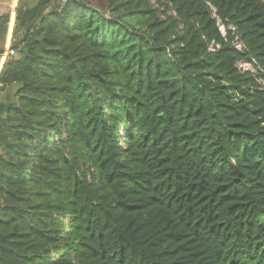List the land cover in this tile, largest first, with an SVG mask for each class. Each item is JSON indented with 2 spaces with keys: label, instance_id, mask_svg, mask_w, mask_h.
Here are the masks:
<instances>
[{
  "label": "trees",
  "instance_id": "16d2710c",
  "mask_svg": "<svg viewBox=\"0 0 264 264\" xmlns=\"http://www.w3.org/2000/svg\"><path fill=\"white\" fill-rule=\"evenodd\" d=\"M9 50L0 264H264V0H18Z\"/></svg>",
  "mask_w": 264,
  "mask_h": 264
},
{
  "label": "built area",
  "instance_id": "2783aa9c",
  "mask_svg": "<svg viewBox=\"0 0 264 264\" xmlns=\"http://www.w3.org/2000/svg\"><path fill=\"white\" fill-rule=\"evenodd\" d=\"M212 9V8H211ZM213 17L215 19L216 27L223 38V40H226V34L227 32L231 35V46L232 48L238 52L243 53L246 51V46L244 45L243 41L241 40V37L236 29V27L232 26L231 24L224 25L220 19L215 15V10L212 9ZM218 45L214 44L213 42L209 45L208 51L213 52L215 49H218ZM6 55L14 56V52L7 49ZM235 68L237 71L241 74H248L250 75L255 83L258 86V89L264 90V70L259 65L257 60L253 57H249L247 60H241L238 61L235 64Z\"/></svg>",
  "mask_w": 264,
  "mask_h": 264
},
{
  "label": "rangeland",
  "instance_id": "374dc122",
  "mask_svg": "<svg viewBox=\"0 0 264 264\" xmlns=\"http://www.w3.org/2000/svg\"><path fill=\"white\" fill-rule=\"evenodd\" d=\"M3 1V4L4 6L1 8L3 11H6L9 13V18L10 20H12L14 18V10H15V7H16V4H17V1L18 0H2ZM37 0H32V3H35ZM85 1L86 3L90 4L91 6L95 7V8H98V7H104L105 6V0H83ZM152 3L155 2V0H151ZM13 28V26H12ZM10 30V31H9ZM11 26L8 27V31H7V36H6V41H5V44H4V49H5V52L3 54V56H1V61H0V67L2 66V64L4 63L5 61V58H6V51L7 49H9V46H10V43L7 41V38L8 36L10 35L11 33Z\"/></svg>",
  "mask_w": 264,
  "mask_h": 264
},
{
  "label": "crops",
  "instance_id": "0c3cea01",
  "mask_svg": "<svg viewBox=\"0 0 264 264\" xmlns=\"http://www.w3.org/2000/svg\"><path fill=\"white\" fill-rule=\"evenodd\" d=\"M4 6V4H3V1L2 0H0V9L2 8ZM2 10V9H1ZM13 22H14V18L12 19V20H10V18H9V24H8V27L9 26H11V30H12V26H13ZM8 31V30H7ZM10 31V30H9ZM12 32V31H11ZM8 35V34H7ZM6 35V36H7ZM5 41H6V39H5ZM7 41L10 43L11 42V33H10V35L8 36V38H7ZM2 58V57H1ZM1 58H0V61H1ZM0 69H1V67H0Z\"/></svg>",
  "mask_w": 264,
  "mask_h": 264
}]
</instances>
